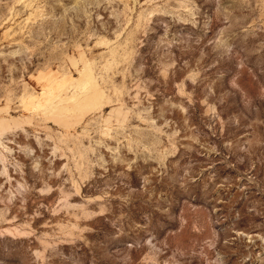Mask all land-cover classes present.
<instances>
[{
    "label": "rangeland",
    "instance_id": "rangeland-1",
    "mask_svg": "<svg viewBox=\"0 0 264 264\" xmlns=\"http://www.w3.org/2000/svg\"><path fill=\"white\" fill-rule=\"evenodd\" d=\"M0 264H264V0H0Z\"/></svg>",
    "mask_w": 264,
    "mask_h": 264
},
{
    "label": "bare ground",
    "instance_id": "bare-ground-1",
    "mask_svg": "<svg viewBox=\"0 0 264 264\" xmlns=\"http://www.w3.org/2000/svg\"><path fill=\"white\" fill-rule=\"evenodd\" d=\"M86 85H87L86 83L83 84V87H82L83 90L86 88Z\"/></svg>",
    "mask_w": 264,
    "mask_h": 264
}]
</instances>
